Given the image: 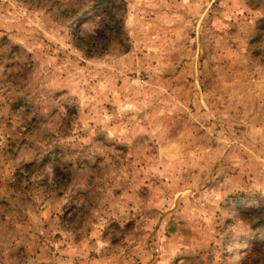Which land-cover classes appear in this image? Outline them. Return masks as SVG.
<instances>
[{
    "label": "rangeland",
    "instance_id": "374dc122",
    "mask_svg": "<svg viewBox=\"0 0 264 264\" xmlns=\"http://www.w3.org/2000/svg\"><path fill=\"white\" fill-rule=\"evenodd\" d=\"M0 264H264V0H0Z\"/></svg>",
    "mask_w": 264,
    "mask_h": 264
}]
</instances>
